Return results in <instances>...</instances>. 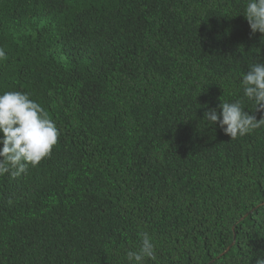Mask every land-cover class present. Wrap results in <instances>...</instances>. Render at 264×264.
I'll return each mask as SVG.
<instances>
[{"label": "trees", "instance_id": "1", "mask_svg": "<svg viewBox=\"0 0 264 264\" xmlns=\"http://www.w3.org/2000/svg\"><path fill=\"white\" fill-rule=\"evenodd\" d=\"M245 3L0 0V94H29L59 131L0 176V264H128L141 232L144 264L264 255V127L231 140L203 119L264 63Z\"/></svg>", "mask_w": 264, "mask_h": 264}, {"label": "clouds", "instance_id": "2", "mask_svg": "<svg viewBox=\"0 0 264 264\" xmlns=\"http://www.w3.org/2000/svg\"><path fill=\"white\" fill-rule=\"evenodd\" d=\"M243 15L251 34L259 32L264 43V0H246ZM7 54L0 48V61ZM243 98L253 102L256 111L264 112V63L250 65L242 74ZM221 100L218 108H208L204 113L209 125L218 124L234 140L264 127V115L259 119L244 109V99ZM59 131L39 103L29 94L5 91L0 94V176L12 178L26 174L29 166L35 168L48 157L57 144ZM137 250H127L128 264H144L145 259H156V245L147 232L140 233ZM255 264H264V255L257 256Z\"/></svg>", "mask_w": 264, "mask_h": 264}, {"label": "water", "instance_id": "3", "mask_svg": "<svg viewBox=\"0 0 264 264\" xmlns=\"http://www.w3.org/2000/svg\"><path fill=\"white\" fill-rule=\"evenodd\" d=\"M236 237H237V234L236 233H234V242H233V244L235 243V241H236ZM231 248V246H229L228 247V249L226 250V252L229 250Z\"/></svg>", "mask_w": 264, "mask_h": 264}]
</instances>
